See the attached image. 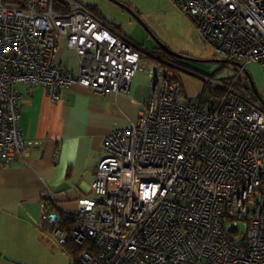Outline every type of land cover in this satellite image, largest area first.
<instances>
[{"label": "built area", "instance_id": "obj_1", "mask_svg": "<svg viewBox=\"0 0 264 264\" xmlns=\"http://www.w3.org/2000/svg\"><path fill=\"white\" fill-rule=\"evenodd\" d=\"M171 1L220 56L264 65V0ZM62 38L82 58L77 75L58 63ZM180 68L74 0H0L1 165L29 156L17 85H45L58 101L72 84L129 95L137 73L151 80L136 124L106 137L73 220L42 194L41 230L86 247L81 264H264V106L237 90L244 68L222 87L208 81L224 92L218 110L187 103Z\"/></svg>", "mask_w": 264, "mask_h": 264}, {"label": "crops", "instance_id": "obj_2", "mask_svg": "<svg viewBox=\"0 0 264 264\" xmlns=\"http://www.w3.org/2000/svg\"><path fill=\"white\" fill-rule=\"evenodd\" d=\"M188 21L187 31L196 39L197 29ZM130 25L129 35L111 26L149 53L159 47L149 41L139 23ZM81 61L62 38L58 63L64 73L77 75ZM250 62L245 63V71ZM258 86L263 92L264 86ZM150 88L148 75L137 73L129 95L99 93L72 84L59 90V100L53 101L45 85H18L29 156L10 165L0 164V264H72L54 237L41 230L42 194L49 193L46 201L54 212L75 217L79 200L92 196L98 164L106 155V137L115 129L136 124L139 103L146 101Z\"/></svg>", "mask_w": 264, "mask_h": 264}, {"label": "rangeland", "instance_id": "obj_3", "mask_svg": "<svg viewBox=\"0 0 264 264\" xmlns=\"http://www.w3.org/2000/svg\"><path fill=\"white\" fill-rule=\"evenodd\" d=\"M89 8L97 6L101 16L110 25L122 30L129 35L130 24L137 22L143 28L149 41L157 40L162 42L166 47L174 52L190 56L197 59V72L189 66L180 68L181 81L183 83V91L187 98L193 99L194 103L204 101L203 110H209L213 107L218 110L220 106L221 87L228 79L237 77L240 68L231 65L216 63H201L200 61L213 60H230L220 56L208 43H206L197 32V38L189 35L190 23L187 17L182 14L179 8L171 0H76ZM128 8L131 10H128ZM98 9L96 11H98ZM136 14V15H135ZM147 27L145 28L141 23ZM191 22V21H190ZM195 28V26H194ZM150 31H149V30ZM196 29V28H195ZM188 30V31H187ZM197 31V30H196ZM157 39V40H156ZM159 46V45H158ZM152 49V55L168 57L166 50ZM178 60V59H176ZM181 63L182 60H178ZM238 61L245 67V62ZM246 71L251 75L254 83L264 99V90H260L259 86H264V65L257 61H251L246 66ZM246 72L244 70V78ZM212 80L221 87H217L212 83L208 86V81ZM244 82V81H243ZM220 88V89H219ZM245 97L251 98L254 92H249L243 87H239ZM238 88V89H239ZM213 89L216 90L213 93ZM243 223L240 228L243 230ZM244 243L243 237L240 239ZM73 264V263H72Z\"/></svg>", "mask_w": 264, "mask_h": 264}, {"label": "trees", "instance_id": "obj_4", "mask_svg": "<svg viewBox=\"0 0 264 264\" xmlns=\"http://www.w3.org/2000/svg\"><path fill=\"white\" fill-rule=\"evenodd\" d=\"M26 2V0H4V4L5 5H7V6H13V7H17V8H21V7H23V5H24V3ZM95 8H89L92 12H94L95 14H99L100 13V11H99V9H98V7L97 6H94ZM68 9V6L66 5V4H64V5H62L61 4V2L60 1H57L56 3H55V9ZM98 9V11H96ZM116 28V27H115ZM158 50V49H157ZM159 50H162V51H164V49L163 48H159ZM168 54V57L166 58V60H168V61H171V62H175V61H177L178 63H179V61L178 60H176V58L174 57V56H172V55H170L169 53H167ZM187 55V54H186ZM179 64H181V65H183L184 64V66H189V67H191V68H193L194 70H196L197 69V64H195L194 62H186V61H181V63H179ZM196 68V69H195ZM196 72H197V70H196ZM20 85V84H19ZM17 87H18V85H17ZM182 87H183V85H182ZM217 88V87H216ZM220 89V88H219ZM221 91H219V93H221V95L224 93L223 92V90L222 89H220ZM237 90L238 91H240V88L238 89L237 88ZM184 92V91H183ZM216 92V90H214L213 89V93H215ZM185 101L187 102V103H194V100L193 99H189V98H187L186 97V95H185ZM197 103V102H196ZM200 104L199 105H201L202 106V108H203V106H204V101H202V102H199ZM208 108H210L211 110H214L213 109V107H208ZM51 205L52 204H49V203H47V209H48V207L50 208V211H54V209L53 208H51ZM56 212H59V211H56ZM59 214H60V212H59ZM61 217L64 219V215H61ZM71 218H72V220H73V216H70ZM72 220H68L70 223H65L66 224V226L67 227H69L70 226V224H73V222H72ZM67 220H65L64 222H66ZM76 225H73L72 227H75ZM70 231H71V229H69ZM59 247H62L70 256H71V258H72V263L73 264H81V262H80V260H81V257H82V254L84 253V251H85V249H86V247H83V246H78V245H75L74 243H72L71 241H69L67 244H65L64 246H59ZM91 251H95L94 250V248H92L91 249Z\"/></svg>", "mask_w": 264, "mask_h": 264}, {"label": "water", "instance_id": "obj_5", "mask_svg": "<svg viewBox=\"0 0 264 264\" xmlns=\"http://www.w3.org/2000/svg\"><path fill=\"white\" fill-rule=\"evenodd\" d=\"M115 1V0H114ZM128 10H130L128 8ZM131 11V10H130ZM136 15V14H135ZM138 17V16H137ZM138 19L140 20V18L138 17ZM140 23L145 27L147 28L143 22L140 20ZM149 30V29H148ZM150 31V30H149ZM157 40V39H156ZM158 44L161 48L165 49L167 53H169L170 55L174 56L176 59L178 60H183V61H188V62H194V63H197V59H194L190 56H187V55H184V54H180V53H177V52H174L173 50H170L168 47H166L162 42L158 41ZM201 63H216V64H224V65H231V66H236L240 69L244 68V66L242 64H240L238 61H235V60H213V61H200ZM180 66L182 67V65L180 64ZM246 72V76H245V80H247V82L249 83L248 84V87H251V89L254 91L255 93V96H256V99H258V101H260V103L264 106V99L262 98V96L260 95L255 83H254V80L253 78L251 77V75L249 73Z\"/></svg>", "mask_w": 264, "mask_h": 264}, {"label": "flooded vegetation", "instance_id": "obj_6", "mask_svg": "<svg viewBox=\"0 0 264 264\" xmlns=\"http://www.w3.org/2000/svg\"><path fill=\"white\" fill-rule=\"evenodd\" d=\"M248 84H249V83L247 82V84L244 85L243 88L246 89V90L249 92V91L252 90V89H251V87H248ZM60 90H61V89H60ZM252 91H253V90H252ZM253 92H254V91H253ZM251 98L254 99V100H258V99H256L255 93H254V96L251 97ZM259 102H260V101H259Z\"/></svg>", "mask_w": 264, "mask_h": 264}]
</instances>
